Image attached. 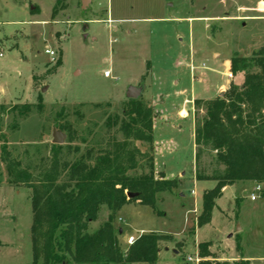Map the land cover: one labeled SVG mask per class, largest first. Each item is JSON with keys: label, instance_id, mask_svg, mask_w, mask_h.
Returning a JSON list of instances; mask_svg holds the SVG:
<instances>
[{"label": "rangeland", "instance_id": "374dc122", "mask_svg": "<svg viewBox=\"0 0 264 264\" xmlns=\"http://www.w3.org/2000/svg\"><path fill=\"white\" fill-rule=\"evenodd\" d=\"M80 2L65 0L53 15L55 0H0V104L33 105L27 115L3 116L9 149L45 151L56 125L66 120L102 129L107 114L121 112L127 88L142 87L139 98L153 108L155 176L163 174L177 187L158 193L154 208L133 200L116 212L121 252L130 246L128 237L155 234L163 239L154 264H264V198L250 201L252 182L223 188L209 220L197 223L203 193L215 182L195 180L193 142L204 115L194 101L222 97L230 84L241 86L244 72L231 75V58L249 59L264 47V0H90L86 9ZM58 58L56 72L33 84L32 76L45 74ZM211 158L215 152L201 159L205 173ZM1 170L0 264H31L30 192L10 186ZM107 216L101 207L88 231ZM200 243L210 244L209 257L198 255Z\"/></svg>", "mask_w": 264, "mask_h": 264}, {"label": "trees", "instance_id": "16d2710c", "mask_svg": "<svg viewBox=\"0 0 264 264\" xmlns=\"http://www.w3.org/2000/svg\"><path fill=\"white\" fill-rule=\"evenodd\" d=\"M65 0H55L53 15L63 9ZM56 64L36 80L55 73ZM256 68L255 72L250 68ZM244 72L241 86L230 84L222 97L195 100L194 107L204 115L193 131L196 181H212L215 186L203 193L197 223L207 222L214 202L222 189L237 182L264 185V47L249 59L233 56L230 73ZM38 109L42 98L38 96ZM33 105L21 104L7 108L0 104V185L3 167L7 183L29 190L32 223L30 237L31 264H154L158 242L163 236L142 234L121 252L114 227L115 214L124 205L137 201L152 208L156 195L171 192L175 181L156 178L153 145V108L141 98L126 99L120 113L107 114L103 127L96 123L77 125L69 120L56 125L67 141L51 144L45 151L34 148L16 152L9 149L3 133V116L16 113L24 116ZM59 113L61 115L63 112ZM78 119L83 115L74 111ZM14 123L12 128H16ZM135 142L147 144L142 151ZM211 158L210 173L200 169L205 154ZM139 171V172H137ZM134 174H131V173ZM127 193L137 197L128 199ZM264 198V191L262 193ZM101 207L108 210L107 219L94 231L88 225L96 221ZM209 243L198 245V255L209 257ZM215 264H249L238 259Z\"/></svg>", "mask_w": 264, "mask_h": 264}, {"label": "water", "instance_id": "95a60500", "mask_svg": "<svg viewBox=\"0 0 264 264\" xmlns=\"http://www.w3.org/2000/svg\"><path fill=\"white\" fill-rule=\"evenodd\" d=\"M80 3H81V8L86 9L90 3V0H81ZM86 28H87V26L85 25L83 28V33H85ZM84 37H86L85 34H84ZM141 92H142V87L129 86L126 90L125 98L126 99H137V98H139ZM221 96H222V94H221ZM65 138H66V136L64 133H62L60 131L53 130L51 144L62 145L65 142ZM126 196L128 199H131V198L137 197V194L136 193H127ZM119 232L121 233V230H119Z\"/></svg>", "mask_w": 264, "mask_h": 264}, {"label": "built area", "instance_id": "2783aa9c", "mask_svg": "<svg viewBox=\"0 0 264 264\" xmlns=\"http://www.w3.org/2000/svg\"><path fill=\"white\" fill-rule=\"evenodd\" d=\"M45 53L50 55V56L54 55V53L52 51H48V50L45 51ZM103 75H104V77H110V71H105L103 73ZM263 191H264V185L263 184H254L253 191L249 195L250 201H255L259 196L261 197ZM191 193L193 194L192 191H191ZM134 242H135V240L133 237L130 236L127 238L128 245H132ZM189 260L192 261L191 258H189ZM194 261L195 262L199 261V257L197 255H196Z\"/></svg>", "mask_w": 264, "mask_h": 264}, {"label": "crops", "instance_id": "0c3cea01", "mask_svg": "<svg viewBox=\"0 0 264 264\" xmlns=\"http://www.w3.org/2000/svg\"><path fill=\"white\" fill-rule=\"evenodd\" d=\"M235 260H238V259H235ZM244 260H246V259H244ZM249 261V260H248ZM250 263V262H249Z\"/></svg>", "mask_w": 264, "mask_h": 264}]
</instances>
